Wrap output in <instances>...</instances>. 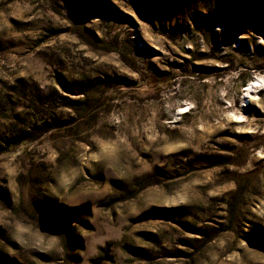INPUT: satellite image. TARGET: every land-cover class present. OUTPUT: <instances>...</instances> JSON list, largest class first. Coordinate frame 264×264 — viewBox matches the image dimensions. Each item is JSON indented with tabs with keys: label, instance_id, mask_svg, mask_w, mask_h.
Instances as JSON below:
<instances>
[{
	"label": "rangeland",
	"instance_id": "rangeland-1",
	"mask_svg": "<svg viewBox=\"0 0 264 264\" xmlns=\"http://www.w3.org/2000/svg\"><path fill=\"white\" fill-rule=\"evenodd\" d=\"M5 209L59 244L0 264H264V0H0Z\"/></svg>",
	"mask_w": 264,
	"mask_h": 264
},
{
	"label": "clouds",
	"instance_id": "clouds-1",
	"mask_svg": "<svg viewBox=\"0 0 264 264\" xmlns=\"http://www.w3.org/2000/svg\"><path fill=\"white\" fill-rule=\"evenodd\" d=\"M0 224L12 230V236L18 243H31L33 246L44 251L52 249L59 244L57 238L40 234L31 224L19 219H11V214L6 209L0 210Z\"/></svg>",
	"mask_w": 264,
	"mask_h": 264
},
{
	"label": "trees",
	"instance_id": "trees-1",
	"mask_svg": "<svg viewBox=\"0 0 264 264\" xmlns=\"http://www.w3.org/2000/svg\"><path fill=\"white\" fill-rule=\"evenodd\" d=\"M153 77H155V75L152 74Z\"/></svg>",
	"mask_w": 264,
	"mask_h": 264
}]
</instances>
